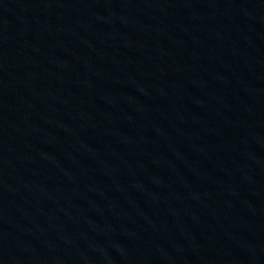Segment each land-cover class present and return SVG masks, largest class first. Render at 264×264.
<instances>
[{
  "label": "water",
  "instance_id": "1",
  "mask_svg": "<svg viewBox=\"0 0 264 264\" xmlns=\"http://www.w3.org/2000/svg\"><path fill=\"white\" fill-rule=\"evenodd\" d=\"M0 264H264V0H0Z\"/></svg>",
  "mask_w": 264,
  "mask_h": 264
}]
</instances>
